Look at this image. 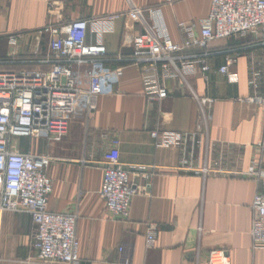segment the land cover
<instances>
[{
  "label": "crops",
  "instance_id": "0c3cea01",
  "mask_svg": "<svg viewBox=\"0 0 264 264\" xmlns=\"http://www.w3.org/2000/svg\"><path fill=\"white\" fill-rule=\"evenodd\" d=\"M138 8L162 6L173 41L180 42L178 25L199 28L206 18L210 0H129ZM62 4V22L96 21L121 14L127 0H11L0 6V58L8 59L7 37L23 36L17 61L43 54L45 38L39 35L48 21L53 3ZM141 29L128 18L114 23L103 36L107 66L123 68L115 94L97 99L96 111L80 114L68 125L61 141L16 139L17 152L48 155L47 176L52 181L48 210L77 216L79 264H207L212 250L227 253L230 264H264V249L250 237L251 203L259 189L248 175L259 160L255 144L264 135V107L241 102L253 94L264 96V52L250 37L230 39L211 46L208 80H192L198 95L216 99L206 139L211 150L209 163L222 159L229 173L201 178L177 170L178 148H155L154 130L193 133L197 105L177 82H168V97L149 101L144 94L140 68L132 58L131 40ZM236 63L229 68L237 82L230 84L217 70L226 58ZM32 65L2 66L0 70L31 69ZM257 73V88L248 82ZM119 141V162L125 168L153 167L149 196L135 197L127 221L113 217L99 197L103 180L104 154L111 140ZM200 141V140H199ZM195 143L196 157L204 146ZM191 146V144H190ZM199 148V149H197ZM190 149V148H189ZM264 171V159L261 162ZM142 185V180H137ZM156 232V243L146 247V235ZM33 225L29 215L0 214V264L35 259Z\"/></svg>",
  "mask_w": 264,
  "mask_h": 264
},
{
  "label": "built area",
  "instance_id": "2783aa9c",
  "mask_svg": "<svg viewBox=\"0 0 264 264\" xmlns=\"http://www.w3.org/2000/svg\"><path fill=\"white\" fill-rule=\"evenodd\" d=\"M10 1L0 0V6ZM127 4L125 12L103 20L64 23L61 2L53 3L47 13V24L39 30V35L45 38L46 50L32 60L16 59L23 36L7 37L8 59L0 58V68L16 62L33 66L16 71L0 70V214L30 216L32 248L36 253L34 260H19L16 264H79L77 216L48 210L52 181L46 172L51 158L17 152L13 142L16 139L59 142L71 121L80 114L90 117L96 111L99 97L115 94L123 68L107 66L103 36L113 32L114 23L120 18H128L141 29L131 44L145 97L162 102L168 97L166 84L177 82L197 105L195 132L154 130L150 136L155 148L181 150L177 170L185 174L204 179L229 173L222 159L212 164L208 158L211 146L206 136L216 99L198 95L192 80L197 76L208 80L211 46L216 42L250 37L264 52V0H210L209 12L199 22L198 30L184 23L178 25L180 42L171 38L162 6L138 8L129 0ZM235 63L234 57H228L217 70L230 84L237 82L236 74L229 70ZM257 75L252 72L248 82L253 90L257 88ZM240 101L264 107V96L257 94ZM197 141L199 148L204 146V155L200 158L195 156ZM255 148L260 158L253 163L248 175L256 178L259 189L251 203L250 237L254 246L264 249V171L260 167L264 159V135ZM103 159L99 197L113 217L127 221L132 200L149 196L154 168H125L119 162L116 138L111 140V148ZM139 179L142 185L137 183ZM156 237L155 230L150 229L146 235L148 249L155 246ZM207 264H230V260L226 252L212 250Z\"/></svg>",
  "mask_w": 264,
  "mask_h": 264
}]
</instances>
